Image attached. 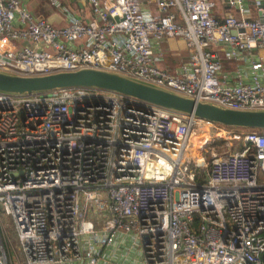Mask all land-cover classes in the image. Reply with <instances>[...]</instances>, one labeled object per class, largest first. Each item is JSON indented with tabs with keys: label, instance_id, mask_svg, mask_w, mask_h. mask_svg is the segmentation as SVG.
<instances>
[{
	"label": "built area",
	"instance_id": "built-area-1",
	"mask_svg": "<svg viewBox=\"0 0 264 264\" xmlns=\"http://www.w3.org/2000/svg\"><path fill=\"white\" fill-rule=\"evenodd\" d=\"M51 0L54 25L0 0V71L107 70L225 108L264 110V0ZM222 8V10H223ZM183 41L187 62L160 63ZM230 60L253 57L230 83ZM12 217L18 249L1 211ZM100 214L102 227L86 218ZM264 264V132L104 90L0 92V264Z\"/></svg>",
	"mask_w": 264,
	"mask_h": 264
},
{
	"label": "water",
	"instance_id": "water-1",
	"mask_svg": "<svg viewBox=\"0 0 264 264\" xmlns=\"http://www.w3.org/2000/svg\"><path fill=\"white\" fill-rule=\"evenodd\" d=\"M67 88L110 91L231 128L264 130V110L225 108L107 70L82 68L39 76H19L0 71L2 93L24 96Z\"/></svg>",
	"mask_w": 264,
	"mask_h": 264
},
{
	"label": "crops",
	"instance_id": "crops-1",
	"mask_svg": "<svg viewBox=\"0 0 264 264\" xmlns=\"http://www.w3.org/2000/svg\"><path fill=\"white\" fill-rule=\"evenodd\" d=\"M22 5L26 7L27 10H29L34 16L39 18H45L48 22L54 24V25H63L64 18L60 14V10L54 6L51 10L46 8V5L48 2H51V0H20ZM63 1V0H61ZM68 3V6L72 8L73 10H77L79 13L86 12L88 10V6L84 5L82 0H66ZM217 6L216 9L213 10V14L216 17H221L223 14H227L229 12H233L232 10H227L226 6L223 8V0H213ZM52 3V2H51ZM223 8V10H222ZM51 20H53L51 22ZM168 47H171L170 42H166ZM162 42V43H164ZM179 41H176V48L178 47ZM164 60L160 64L168 68L172 73H175L177 70V67L173 66L172 61H170L173 57V54H169V51L166 50L164 47ZM170 51H174L176 49L169 48ZM226 51V45L224 43H221L218 48V52L220 57L222 58L223 63V69L222 73L226 75L227 82L235 83L238 79L239 72L243 74V80L248 79V75L250 73L249 67H250V61L253 59V57L249 55H245L243 59L240 60H230L226 59L224 57V52ZM178 54V53H177ZM179 55V54H178ZM130 242V238L128 236L119 234L115 240L114 244L110 248H106L101 252V255L103 257H109L113 256L114 262L117 264H138V259L140 258V254L136 251H129L128 252V258L126 260H122L119 258V253L126 251V247L128 246Z\"/></svg>",
	"mask_w": 264,
	"mask_h": 264
},
{
	"label": "rangeland",
	"instance_id": "rangeland-1",
	"mask_svg": "<svg viewBox=\"0 0 264 264\" xmlns=\"http://www.w3.org/2000/svg\"><path fill=\"white\" fill-rule=\"evenodd\" d=\"M46 8L51 10L53 8V5L51 2H48L46 5ZM53 20H51L52 22ZM162 47H164L166 50L169 51V54H173V57L170 61H172L173 66L177 67L185 62H187L188 60V56H189V52H188V48L186 47L185 42L183 41H179L178 47L176 48V50L174 51H170L169 47L167 45V43H162ZM179 55H178V54ZM220 128L222 129H226V130H252V131H264V130H259V129H238V128H231L225 125H220L217 124ZM1 217H2V221L4 224V227L10 237V242L12 243V245L18 249V239L16 236V231H15V227H14V223L12 220V217L8 214H6L3 210L1 211ZM86 218H88L89 220H92L94 222L95 228L96 229H100L102 227V211H100V214H92L88 211V214L86 216Z\"/></svg>",
	"mask_w": 264,
	"mask_h": 264
},
{
	"label": "trees",
	"instance_id": "trees-1",
	"mask_svg": "<svg viewBox=\"0 0 264 264\" xmlns=\"http://www.w3.org/2000/svg\"><path fill=\"white\" fill-rule=\"evenodd\" d=\"M252 131V130H251ZM255 132H264V131H255Z\"/></svg>",
	"mask_w": 264,
	"mask_h": 264
}]
</instances>
